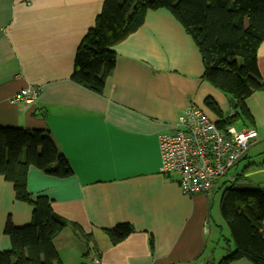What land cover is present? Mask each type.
Returning <instances> with one entry per match:
<instances>
[{
  "label": "crops",
  "instance_id": "0c3cea01",
  "mask_svg": "<svg viewBox=\"0 0 264 264\" xmlns=\"http://www.w3.org/2000/svg\"><path fill=\"white\" fill-rule=\"evenodd\" d=\"M103 3L0 0V126L48 131L72 165L66 178L35 167L28 172L32 194L49 196L56 213L93 234L88 253L72 227L64 228L54 240L62 264H88L95 256L101 264H217L233 249L230 239L227 248L220 244L222 226L217 233L211 225L219 212L214 194L264 191V87L245 100L250 119L234 122L255 128L258 142L227 173L233 175L211 197L183 193L179 174L160 171L157 136L173 132L190 104L225 126L235 112L231 97L205 79L198 46L166 8L149 10L143 25L114 46L115 68L101 93L73 81L77 48ZM257 63L264 79V41ZM30 85L40 91L36 101L14 102ZM32 212L0 176V251L12 246L7 220L25 226ZM122 223L136 231L112 244L105 230Z\"/></svg>",
  "mask_w": 264,
  "mask_h": 264
},
{
  "label": "trees",
  "instance_id": "16d2710c",
  "mask_svg": "<svg viewBox=\"0 0 264 264\" xmlns=\"http://www.w3.org/2000/svg\"><path fill=\"white\" fill-rule=\"evenodd\" d=\"M160 8L170 10L198 46L205 79L235 99L237 108L229 121L246 123L250 115L245 100L264 87L257 63L264 41V0H104L77 48L72 80L101 93L115 68L114 46L143 25L149 10ZM209 105L219 111L215 103ZM31 167L58 178L73 174L70 161L48 131L0 126V176L13 183L18 200L33 206L29 224L17 227L7 220L4 233L12 246L0 251V264H62L54 240L66 227H72L89 253L93 234L56 213L49 196L28 190ZM231 189L223 194L221 213L235 249L217 264L240 258L264 264V191ZM135 231L132 224L122 223L105 233L118 244Z\"/></svg>",
  "mask_w": 264,
  "mask_h": 264
},
{
  "label": "built area",
  "instance_id": "2783aa9c",
  "mask_svg": "<svg viewBox=\"0 0 264 264\" xmlns=\"http://www.w3.org/2000/svg\"><path fill=\"white\" fill-rule=\"evenodd\" d=\"M39 94L38 87L30 85L13 101L29 105ZM224 121L221 126L190 104L178 115L173 132L157 136L160 171L179 174L183 193L212 196L218 181L258 142L255 128H238L229 118ZM88 264H101V257H93Z\"/></svg>",
  "mask_w": 264,
  "mask_h": 264
},
{
  "label": "rangeland",
  "instance_id": "374dc122",
  "mask_svg": "<svg viewBox=\"0 0 264 264\" xmlns=\"http://www.w3.org/2000/svg\"><path fill=\"white\" fill-rule=\"evenodd\" d=\"M258 150V147L256 148V149H254V150H252V152L251 153H254V152H256ZM229 175H233L231 172H230V174ZM229 175L227 176V175H225V176H223L219 181H218V184L224 179V180H227L228 178H229ZM226 176H227V178H226ZM226 178V179H225ZM217 184V185H218ZM225 190L226 189H222V188H220L215 194H214V207H215V209H216V206L217 205H219V212L217 213V216H215V218L212 216V218H211V225H212V227H213V229L215 230V232H217V233H219V231L218 230H220V227L222 226V236H220L221 237V243L220 244H222L225 248H227V244L229 243L228 241H227V239H230L231 241V243H232V249L234 250L235 249V242H234V239L232 238V236L230 235L231 233V230H230V226H229V224L227 223V221L223 218V215L221 216V200H222V196H223V194H224V192H225ZM211 197V196H210ZM216 212V211H215ZM219 247V245L217 246V248L216 249H219L218 248ZM220 251H222V250H220ZM228 253V250L226 251H224V254L223 255H226Z\"/></svg>",
  "mask_w": 264,
  "mask_h": 264
},
{
  "label": "water",
  "instance_id": "95a60500",
  "mask_svg": "<svg viewBox=\"0 0 264 264\" xmlns=\"http://www.w3.org/2000/svg\"><path fill=\"white\" fill-rule=\"evenodd\" d=\"M230 103H231V107H232L233 109H236V107H237V103H236V101H235V99H234L233 97L230 98ZM239 125L241 126L242 123H239Z\"/></svg>",
  "mask_w": 264,
  "mask_h": 264
}]
</instances>
